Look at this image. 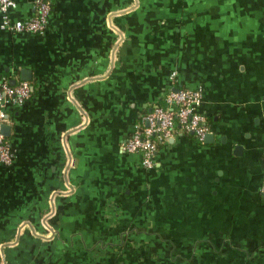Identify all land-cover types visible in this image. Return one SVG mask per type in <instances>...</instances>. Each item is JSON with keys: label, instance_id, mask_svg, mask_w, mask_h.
Masks as SVG:
<instances>
[{"label": "crops", "instance_id": "obj_1", "mask_svg": "<svg viewBox=\"0 0 264 264\" xmlns=\"http://www.w3.org/2000/svg\"><path fill=\"white\" fill-rule=\"evenodd\" d=\"M4 81L31 93L6 108L0 264H264V0H53L42 34L0 29ZM171 87L213 139L147 170L120 145Z\"/></svg>", "mask_w": 264, "mask_h": 264}, {"label": "built area", "instance_id": "obj_2", "mask_svg": "<svg viewBox=\"0 0 264 264\" xmlns=\"http://www.w3.org/2000/svg\"><path fill=\"white\" fill-rule=\"evenodd\" d=\"M16 0H0V29L14 34H42L52 12L53 0H33L34 15L28 20L12 21L8 11L15 7ZM175 80V74L169 77ZM31 87L27 82L11 85L8 81L0 83V163L8 166L12 162L10 146L1 127L8 123L6 108L20 107L30 97ZM200 90L177 89L171 87L162 98L163 106L154 105L150 111L138 118L131 135L121 143L120 151L137 154L140 165L147 170L156 167V156L160 147L178 135V132L194 135L198 142L204 143L206 134L211 133L207 119L196 110L201 104ZM264 192V175L261 183Z\"/></svg>", "mask_w": 264, "mask_h": 264}, {"label": "water", "instance_id": "obj_3", "mask_svg": "<svg viewBox=\"0 0 264 264\" xmlns=\"http://www.w3.org/2000/svg\"><path fill=\"white\" fill-rule=\"evenodd\" d=\"M28 80H30L29 77H24L23 78V81H28ZM10 84L11 85H14L15 84V81H12ZM1 131H2V134L4 135V137L8 136V134H9V126L2 125ZM212 139H213V134L212 133H208V134H206V136L204 138V143H206V144L207 143H211L212 142ZM172 141H174L173 138L170 139L168 141V143H172ZM237 150H240V146H236L234 152H237ZM263 196H264V193H263Z\"/></svg>", "mask_w": 264, "mask_h": 264}, {"label": "trees", "instance_id": "obj_4", "mask_svg": "<svg viewBox=\"0 0 264 264\" xmlns=\"http://www.w3.org/2000/svg\"><path fill=\"white\" fill-rule=\"evenodd\" d=\"M29 85H31V84H29ZM30 93H31V92H30ZM156 105H158V106H163V103H162V101L159 100V101L156 103ZM207 125H208V127H209V121H208V120H207ZM178 134H182V135L185 136V137L195 139L196 142H198L197 139H196V137H195L194 135L190 134V133L178 132ZM198 143H199V144H203V143H200V142H198Z\"/></svg>", "mask_w": 264, "mask_h": 264}]
</instances>
